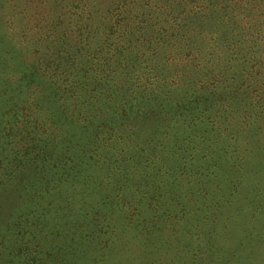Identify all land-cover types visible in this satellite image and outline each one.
I'll list each match as a JSON object with an SVG mask.
<instances>
[{"label":"trees","instance_id":"trees-1","mask_svg":"<svg viewBox=\"0 0 264 264\" xmlns=\"http://www.w3.org/2000/svg\"><path fill=\"white\" fill-rule=\"evenodd\" d=\"M34 1L48 4L34 5ZM146 1L148 8L154 4V10L177 11L178 16L187 7L203 9L205 0ZM211 1L222 2L226 8L212 26L217 23L230 29L219 38H225L222 46L229 52L232 66L242 62L236 89L257 93V70L262 68L257 62V49H251L250 44L257 48V36H264V22L260 24L264 20V0ZM144 6L136 0H0V150H17L12 144L16 138L20 145L15 153L23 170L30 164L39 167L47 176L42 179L48 185L47 192L59 183V187H66V182L81 174V167L98 162L122 185L114 191L128 189L124 184L131 180L135 189L145 187L138 191L145 202H134L133 210L141 208L144 214L150 206L151 215L171 223L172 217H182L176 211L178 206L181 211L188 204L187 183L171 176L157 182L155 176L169 167L171 175L180 171L192 183L195 171L212 174L214 165L226 163L227 171L252 166L250 157L241 164V156L246 149L248 153L257 150L256 128L241 131L235 125L214 123V118H226L228 109L234 107L254 124L257 100L253 104L248 95L226 99L227 86L218 91L214 85L212 56L219 41L212 38L214 30H205L207 41L201 43L193 32L187 36L183 28L179 30V25L169 28V36L161 27L144 24V11L138 13ZM38 8L34 15L32 9ZM43 8L46 10L41 12ZM31 29L41 38H26ZM156 33L159 37L154 40ZM95 49L100 56H93ZM216 52L218 57L220 51ZM5 79L12 86L4 84ZM45 84L42 96L38 92L32 99L23 96L30 86L38 89ZM234 136L235 140L243 136L251 139L231 144ZM180 155L196 159H180ZM199 155H206V159H198ZM63 162L69 166L54 168ZM49 167L52 178L48 176ZM247 174L225 172L221 177L234 182ZM155 180V187L147 189L146 185ZM2 183L4 190L9 188ZM192 193L203 199L209 195L205 189ZM2 198L0 195V209L10 201ZM128 203L121 199L111 209L125 213L130 209ZM209 206L214 215L221 208L217 202L209 203L207 209ZM79 225L85 226L83 221ZM21 229L26 233L27 246L45 253L40 264H72L79 254L71 252L73 238L66 242L62 230L56 236L63 239L61 245L44 249L45 245L49 247L47 238L53 239L56 233L48 231L39 241L35 237L42 230L31 233L23 222ZM94 249L99 247L93 246L90 252Z\"/></svg>","mask_w":264,"mask_h":264},{"label":"rangeland","instance_id":"rangeland-1","mask_svg":"<svg viewBox=\"0 0 264 264\" xmlns=\"http://www.w3.org/2000/svg\"><path fill=\"white\" fill-rule=\"evenodd\" d=\"M136 2H144V8L138 11L139 14L144 11L142 16L144 24L161 27L166 34L169 33L171 26L179 25V30L183 28L187 36L192 35L193 32L197 41L201 43L207 41L203 35L205 30H214L212 38L219 39L212 56L214 85L217 86L218 91H223L227 86L226 99L234 100L248 95L253 98V104L254 100H257V107H254L255 111L257 109V120L254 124L246 115L240 114V108L234 107L228 109L229 115L226 118L219 116L214 118V123L224 122L226 125H235L241 131L248 132L256 128L254 138L257 141L255 144L257 150L248 153L246 149L241 156V164L244 158L250 157L253 160L252 166L241 165L242 170L248 174L242 180L237 178L234 182H228L221 177L223 173L235 172L240 176L243 171L231 168L227 171L226 163H223L214 165L212 174L195 171L190 183L189 178L180 171L173 176L169 167L160 169L157 178L155 176L157 182L169 176L174 179H185V184L187 183L185 195H189L186 197L188 202L186 208H181L179 211L178 206L176 209L182 213V217L179 218L178 214L171 218V223L169 220L163 222L161 216L151 215L150 206L144 214L140 212L141 208L132 209L135 206L134 202L140 204L145 202V199L139 198L141 194L138 192L139 189L145 190V187L142 189L139 185V189H135L131 180L124 184L128 189L114 191V188L122 185L117 184L113 180V173L108 168L100 167L98 162L95 165H91L90 162L81 167V174L76 175L74 181L66 182L68 184L66 187H59L62 184L59 183L57 187L54 186L53 190L47 192L48 185L42 180L47 176L39 167L30 164V167L27 165V170H23V165L15 153L19 149L20 142L15 138L12 144L17 150L12 148L6 151L0 150V192L4 190L3 181L9 186L2 192L4 194L0 195L3 196L2 199H10L0 209V264H40L44 260L43 251L37 252L27 246L26 233L21 229V222L25 224L27 231L34 234L39 226L44 225L39 229L42 230L40 236H33L39 241L48 231L56 233L53 239L46 240V244L51 248L45 245L44 249H52L54 245L60 246L63 239L70 243L73 238V242L69 245L70 250L73 254H79L73 257L72 264H264V36L262 38L260 35L257 36V39H260L257 40V48L250 44L251 49H257V62L262 68V71L257 70V93L243 90L242 87L236 89L242 62L238 61L239 64L232 66L229 52L222 46V40L225 38H219L222 32H229L230 29L222 28L217 23L212 26V23L225 12L226 8L222 2L205 0L203 9H201L203 6L193 9L187 7L178 16H176L177 11L164 8L156 11L152 8L154 4H150L151 7L148 8L149 4L146 0H136ZM32 4L43 6L48 2L34 1ZM185 4L188 5V2ZM37 10L39 8L36 11L32 9L34 15L38 14ZM45 10L43 8L41 12ZM26 13L28 14L27 9ZM250 21H252L251 17ZM263 22L264 20L260 24ZM158 37L156 33L154 40ZM26 38L33 40L41 37L37 35L36 30L31 29L26 32ZM72 38L71 36V43ZM46 45L48 48L49 44ZM95 50L93 56H100L97 49ZM216 50L220 51L218 57ZM54 77L57 78L55 75ZM3 83L12 86V82L8 79ZM46 86L47 84L38 89L30 86L29 91L24 92L23 96L32 99L37 92L39 96L46 91ZM53 87L56 89L57 84H53ZM213 90L215 93L216 89ZM0 98H2L1 93ZM235 138L234 136L229 140L231 144L239 145L251 139L246 136L237 137L236 140ZM187 158L191 161L196 159L193 156L180 155V159ZM198 159L205 160L206 155H199ZM54 162L58 161L54 160ZM68 166L69 164L63 162L58 163L54 168ZM50 170L52 167L48 168V176L52 178V174L49 175ZM137 172L139 171L136 170L135 173ZM6 175L9 179L5 177ZM196 176L198 177L194 180ZM206 176H209L207 182ZM156 180L154 183H148L146 188H154L157 184ZM49 183L55 184L53 181ZM195 183L197 185H194ZM57 188H59L57 195H54ZM204 189L209 194L206 199L192 193L196 191L198 194ZM128 192L129 194L124 196V193ZM118 199L128 201L129 211L132 209V212L118 213L116 209H111V206L119 201ZM213 202L221 205L215 215L211 206L207 209V205ZM79 221H83L85 226H80ZM61 230L63 239L56 237ZM75 240L80 243L75 244ZM105 244H110V247L104 248L107 246ZM38 246L41 248L39 243ZM93 246L99 249L90 252Z\"/></svg>","mask_w":264,"mask_h":264}]
</instances>
